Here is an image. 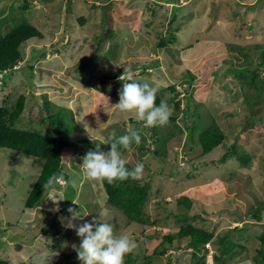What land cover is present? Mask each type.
Returning a JSON list of instances; mask_svg holds the SVG:
<instances>
[{
  "label": "rangeland",
  "instance_id": "374dc122",
  "mask_svg": "<svg viewBox=\"0 0 264 264\" xmlns=\"http://www.w3.org/2000/svg\"><path fill=\"white\" fill-rule=\"evenodd\" d=\"M24 1L27 8L22 10L21 0H0V35L26 20L42 38L22 43L21 60L0 74V107L12 108L24 95L16 127L52 135L61 131L70 140L61 151L62 170L77 187L64 190L59 184L65 179L59 177L55 192L45 188L35 206L26 208L43 160L0 148V261L81 264L73 248L80 238L65 227L71 217L68 209L89 213L84 217L89 222L110 210L102 185L81 178L82 157L93 151L96 141L108 140L113 130L120 136L133 128L152 150V133L164 138L166 154L162 147L158 155L135 148L123 153L128 163L144 165L136 181L145 185L143 211L149 221L127 223L115 209L123 217H112L115 234L127 235L138 245L125 264H190L193 249L187 237H175L171 245L165 243L163 254H153L162 235L179 230L178 216L185 212L176 205L181 197L191 198L190 222L217 237L242 226L235 227L234 235L240 236L234 239L243 247H236L224 264H256L257 250L264 249V97L248 104L257 100L258 91L246 85V77L234 75L243 67L251 75L258 64L255 72L264 78V0ZM129 70L137 81L161 84L159 92L166 97L173 95L167 90L172 86L182 92L179 100L188 92V102L181 101L179 111L167 103L181 133L169 123L152 132L119 111L115 105ZM211 120L225 138L202 155L192 135ZM104 145L103 151H109ZM50 196L63 198L58 211ZM205 248L208 252L199 255L205 264H215L212 243Z\"/></svg>",
  "mask_w": 264,
  "mask_h": 264
},
{
  "label": "trees",
  "instance_id": "16d2710c",
  "mask_svg": "<svg viewBox=\"0 0 264 264\" xmlns=\"http://www.w3.org/2000/svg\"><path fill=\"white\" fill-rule=\"evenodd\" d=\"M22 1V10L27 8V3L24 0ZM180 6L179 8H182ZM30 38H42V33L40 30L34 26L32 23L21 20L18 21L15 25H12L8 30H6L2 35H0V73H6L13 69V67L17 64L18 61L21 60L20 46L26 40ZM247 57L246 55H244ZM254 72L251 71V75H247L246 72L248 68H240L239 73L237 74V70L231 69L233 73H236L234 76L237 79H243L242 77H246V85L248 87L254 86L257 89L256 98L257 100H253V102L249 101L248 104H258L260 102V98L264 97L262 92L264 93V78L260 77L257 74L256 69H258L259 65H254ZM30 72L32 73L33 66H29ZM249 74V73H248ZM118 81V80H117ZM143 82V81H139ZM259 83V84H258ZM119 82H116L115 85H118ZM169 92L173 91V95L170 97H166L160 92L157 93L156 96V104L159 105L161 100L172 102L173 108L177 111L180 110L181 101L177 99L178 92H175L174 87L172 86L167 89ZM187 93V92H186ZM253 97V98H255ZM252 98V99H253ZM25 96L20 95L15 102V105L10 108L8 106L2 105L0 107V148H7L16 152H21L32 157L39 158L43 160V165L40 170L39 175L36 178V181L28 194V197L25 201L26 208H32L35 204L42 198L43 191L45 189L44 185L47 183L48 179L52 176H56L57 182L55 184H59L58 179L61 177L65 179V184H68L67 174L62 170V159H61V151L65 144H69L70 140L65 139L61 135V131H56L57 135L41 133L36 128L34 129H23L18 128L15 125L16 120L20 117L21 113L24 110ZM186 103L188 102V96L184 99ZM57 116V115H56ZM54 116H50L53 121ZM199 118V117H198ZM177 116L171 115L169 118V124L178 130V133L182 132V128L176 121ZM64 124L63 120L60 124ZM199 123H202L199 118ZM55 124V123H54ZM202 127V126H201ZM153 132L154 127H150ZM67 132V131H66ZM121 136V135H120ZM225 138L224 133L218 128L214 122L211 120L208 123H205L202 128H199L195 137L192 135V140L198 144L201 148V154H207L211 152L214 148L219 146ZM152 145L155 148L152 150L149 146H144V143L147 139L142 137V143L136 145L133 143L132 148H135L136 151H140L141 153H152L154 155L160 154L165 147V140L162 137H158L156 134L152 133L151 135ZM100 146V150L103 151L105 149V145L99 141L94 143L93 151L96 150L97 146ZM108 148H110V144H106ZM160 146V147H159ZM163 150L161 151V149ZM118 150L124 153L126 151L122 147L118 146ZM234 151L233 153H235ZM166 154V151H163V155ZM226 159V155L223 156L222 161L224 162ZM238 160H242L243 158H237ZM246 159L242 162H246ZM211 164L210 161L203 163L202 165ZM216 164V163H215ZM126 167L131 170L134 168L133 164L127 163ZM60 177V178H59ZM59 184L60 187H63ZM104 189L106 194V203L110 210L108 213L111 214V217L118 219L123 218L119 216L118 213H122L124 215V219H127V223L130 222H138L140 224L149 223L146 218V214L143 211L145 207V202L147 198L145 185L140 184L136 180L128 179L126 181H117L113 184L107 183L104 181L100 183ZM70 184H68L69 186ZM66 187L65 189H74L71 185L70 187ZM65 187V186H64ZM191 203L190 197H181L176 200L177 207L181 208L180 210H184L185 212L181 213L178 218L180 219V227L176 234H164L162 235V240L160 241V249L158 248L153 251V254H163L165 250H167L165 243L171 245L172 240L175 237L189 238V247L192 250L190 254V264H205L204 259L200 256V252L202 251L203 256L208 252L205 248L206 246H210L212 243L213 246V261L215 264H224L229 260L232 255L236 252V247H243L242 244L238 243L234 238L240 236L239 234H235L237 231L235 226L232 229L226 230L223 235L218 236L214 235L212 230H208L207 227L204 226H195L190 222V218L188 215L187 209L189 208ZM177 208V209H179ZM118 210V213L115 211ZM179 214V213H177ZM176 215V214H175ZM181 215L184 217L181 220ZM119 216V217H118ZM237 217V216H236ZM192 219L194 217H191ZM260 238L264 241V234L260 236ZM200 254V255H199ZM202 259V260H201ZM153 260V256L147 257V262H151ZM254 261L256 264H264V249L259 248L257 250V255L254 256ZM0 264H7V262L0 261ZM155 264V263H154Z\"/></svg>",
  "mask_w": 264,
  "mask_h": 264
},
{
  "label": "clouds",
  "instance_id": "9594fccd",
  "mask_svg": "<svg viewBox=\"0 0 264 264\" xmlns=\"http://www.w3.org/2000/svg\"><path fill=\"white\" fill-rule=\"evenodd\" d=\"M160 88L161 84L155 81H137L129 70L127 82L123 84L119 102L115 106L121 113L131 114L138 122H143L144 127L165 126L169 123L172 110L164 100H161L159 105L156 104V96ZM176 92L178 95L182 94L180 90ZM186 92L183 94L185 98L188 96H186ZM183 97L180 101L185 99ZM177 99L179 100L178 97ZM85 130L87 131L86 127ZM133 143L136 145L141 143V135L137 130L129 128L127 134L121 136H117L116 131L113 130L109 139L102 142V144H110L109 151H101L98 145L95 151H89L82 157L81 178L89 182L103 183L107 181L109 184L128 179H141L144 165L137 163L133 169L129 170L126 167L127 159L118 150V146H120L130 151ZM59 181L60 179H58ZM56 182V176H52L44 187L55 192ZM68 184L73 188L77 187L75 180L69 181ZM68 184L64 186L67 187ZM50 199L56 205L55 210L58 211L59 201L63 198L58 199L55 196H50ZM68 212L71 217L65 227L75 230L76 235L80 238L79 246L74 244L73 248L76 249L77 258L81 264H125L126 256L134 253L138 248L135 240L129 236L115 234L114 225L111 223L113 218L107 211H101L99 217H93L91 222L84 221V217L89 215L87 212L82 214L73 208H69ZM76 220L84 222L77 225L74 223Z\"/></svg>",
  "mask_w": 264,
  "mask_h": 264
}]
</instances>
